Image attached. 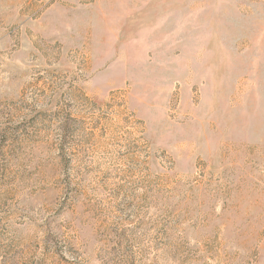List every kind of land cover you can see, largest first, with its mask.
Listing matches in <instances>:
<instances>
[{"label": "rangeland", "instance_id": "obj_1", "mask_svg": "<svg viewBox=\"0 0 264 264\" xmlns=\"http://www.w3.org/2000/svg\"><path fill=\"white\" fill-rule=\"evenodd\" d=\"M0 264H264V0H0Z\"/></svg>", "mask_w": 264, "mask_h": 264}]
</instances>
